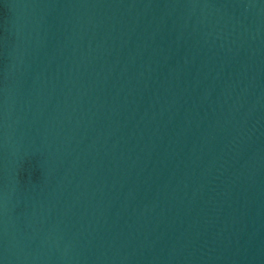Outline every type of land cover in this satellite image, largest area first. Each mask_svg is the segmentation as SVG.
Wrapping results in <instances>:
<instances>
[{
	"label": "water",
	"instance_id": "obj_1",
	"mask_svg": "<svg viewBox=\"0 0 264 264\" xmlns=\"http://www.w3.org/2000/svg\"><path fill=\"white\" fill-rule=\"evenodd\" d=\"M0 264H264V0H0Z\"/></svg>",
	"mask_w": 264,
	"mask_h": 264
}]
</instances>
